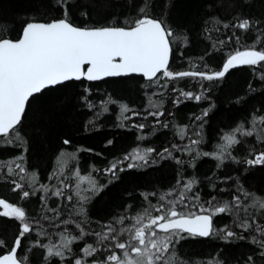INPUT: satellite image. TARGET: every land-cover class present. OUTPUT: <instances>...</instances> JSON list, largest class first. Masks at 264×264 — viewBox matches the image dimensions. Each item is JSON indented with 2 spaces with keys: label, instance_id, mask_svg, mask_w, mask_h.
I'll return each instance as SVG.
<instances>
[{
  "label": "trees",
  "instance_id": "trees-1",
  "mask_svg": "<svg viewBox=\"0 0 264 264\" xmlns=\"http://www.w3.org/2000/svg\"><path fill=\"white\" fill-rule=\"evenodd\" d=\"M65 6L67 19L79 27H130L145 14L161 20L173 33V73L213 74L237 51L264 50V0H0V36L16 40L31 21L63 19ZM245 19L252 25L246 32L235 27ZM261 118L264 62L213 80L161 73L154 80L130 75L44 89L31 97L13 132L0 137V198L22 207L32 228L21 238L18 258L24 264H99L111 252L122 255L115 241L98 243L96 234L109 225L119 233L145 210L158 215L155 208L177 200L194 180L178 211L199 214L201 207L225 204L229 211L214 214L212 236L183 233L169 253L175 264H264V209L251 206L254 197L264 198V164L247 163L264 152ZM241 127L253 134L236 132L240 142L228 147L224 136ZM222 149L221 162L214 155ZM137 150L147 163L131 159ZM112 164L114 175L106 171ZM81 189H88L82 192L87 201L77 197ZM236 196L239 207L233 206ZM245 220L247 230L238 226ZM225 229L236 236L225 239ZM21 230V221L0 215V256L12 250ZM72 237L77 239L69 252L63 244ZM119 239L126 242L127 235ZM88 245L96 249L93 255H85ZM49 248L62 251L63 258L49 256Z\"/></svg>",
  "mask_w": 264,
  "mask_h": 264
},
{
  "label": "snow or ice",
  "instance_id": "snow-or-ice-1",
  "mask_svg": "<svg viewBox=\"0 0 264 264\" xmlns=\"http://www.w3.org/2000/svg\"><path fill=\"white\" fill-rule=\"evenodd\" d=\"M66 4L67 0H65ZM140 11L144 12V9L142 8ZM251 26L250 21L245 19L235 27L246 32ZM172 35V31L161 20L153 19L146 14L135 20L130 27H77L67 19V6H65V18L50 23L29 22L23 29L22 38L18 40L14 41L0 36V135L7 137L10 132H13L21 121L30 97L46 88L67 81L81 80L82 78L96 81L108 76L130 73H141L149 80L157 78L158 73L171 79L199 76L213 80L224 76L230 67L257 65L264 62V50L249 48L237 51L230 56L223 66V71L213 74L193 71L173 73L168 68L171 54L170 37ZM237 39L239 38L237 37ZM182 95L196 100L200 99V96H194L190 92L182 93ZM128 111L126 105L122 106V112ZM162 114L152 113V115ZM261 121L264 122V118H261ZM138 127L143 128L144 125L141 124ZM236 132L241 135L253 134L251 131H244L242 127L235 129L232 134L224 136L228 147L240 142L236 138ZM192 143L195 144L198 141H192ZM146 151L151 152L153 149ZM205 155L212 154L205 153ZM131 158L147 163L146 155H140L138 150ZM214 158L222 162L223 149L221 154H215ZM125 159H129V157L126 156ZM247 163L264 164V152L259 153L255 159L248 160ZM128 166L136 165L129 164ZM116 169L117 165L112 164L106 171L114 175ZM9 170L11 171V169ZM33 179L35 178L33 177ZM195 183L194 180L188 181L184 185L183 191L179 193L177 200H170L167 202V206L161 204L160 207L155 208L158 215H152L145 210L143 215L133 217L134 224L121 229L119 233L111 225L107 226V232L97 233L98 243H102L104 240L115 241L114 248L119 249L122 253V255H118L109 250L111 254L99 264H175L174 253L172 255L169 253L174 243H178L180 239L184 238L183 233L199 237L212 236L215 233L214 214L229 211V205L225 204L214 209L201 207L199 211L202 214L199 215L178 211L177 205L184 204L187 199L186 193L191 191ZM91 185L92 190H95L94 180L91 181ZM23 187L22 184H16L17 189ZM77 187L79 188V186ZM87 190L81 189L76 192L80 201L89 199L82 195V192ZM54 194L61 196L62 190L57 189ZM22 195L27 198L30 193L23 191ZM248 195L245 193V197ZM68 199L70 200L71 197ZM160 199L164 200L165 197L162 196ZM233 199V206L239 207L240 197L236 196ZM0 206H3L4 209L0 215L22 222V230L14 241L11 253L0 258V264H22L18 260L16 252L20 247L21 238L32 231L27 222L26 212L22 207L7 203L3 199H0ZM251 206L264 209V198L254 197ZM79 213H84L82 205ZM145 219L148 220V223H144ZM118 223L123 224L124 218H120ZM238 226L245 230L251 227L247 220L241 221ZM81 232L83 235L82 229ZM160 233L164 235L161 236ZM125 234L127 241L121 242L119 237ZM234 236H236L235 232L224 230L225 239ZM76 239V237L67 239L63 248L70 252V245ZM2 244L3 241H0V246ZM260 244L261 247H264V242H260ZM83 251L85 255H93L96 249L88 245ZM48 255L63 258L64 253L49 248ZM75 264H85V262L76 259Z\"/></svg>",
  "mask_w": 264,
  "mask_h": 264
},
{
  "label": "water",
  "instance_id": "water-1",
  "mask_svg": "<svg viewBox=\"0 0 264 264\" xmlns=\"http://www.w3.org/2000/svg\"><path fill=\"white\" fill-rule=\"evenodd\" d=\"M153 19H156V18H153ZM57 20H59V19H57ZM159 20V19H158ZM53 21H56V20H53ZM53 21H50V22H53ZM31 22H36V23H50V22H42V21H31ZM76 26V25H75ZM77 27H79V26H77ZM106 27H115V26H106ZM81 28H100V27H81ZM22 33H23V31H22ZM20 38H22V34H21V36L18 38V39H20ZM18 39H16V40H18ZM13 40V39H12ZM15 41V40H14ZM171 57H172V47H171V54H170V59H169V65H168V68H169V66H170V62H171ZM226 63H227V61H226ZM225 63V64H226ZM241 65H236V66H234V67H230L229 69H232V68H237V67H240ZM85 67H87V66H85ZM161 73H158L157 74V77L160 75ZM130 75H140V76H143L146 80H149L147 77H145L143 74H141V73H130V74H127V75H120V76H130ZM120 76H108V77H104V78H102V79H100V80H103V79H106V78H112V77H120ZM82 79H84V78H82ZM81 79V80H82ZM156 79V78H155ZM86 80V79H85ZM100 80H96V81H100ZM154 80V79H153ZM88 81V80H87ZM68 82V81H67ZM64 83H66V82H64ZM63 84V83H62ZM57 86V85H56ZM51 87H54V86H51ZM43 91V90H42ZM41 93V92H40ZM37 94H39V93H37ZM37 94H34L33 96H35V95H37ZM32 96V97H33ZM31 99V97L29 98V100ZM29 100H28V102H29ZM28 102H27V104H28ZM27 104H26V107H27ZM26 107H25V110H26ZM25 112V111H24ZM23 115H24V113H23ZM22 118H23V116H22ZM22 118H21V120H22ZM21 122V121H20ZM20 124V123H19ZM18 124V125H19ZM17 125V126H18ZM16 126V127H17ZM2 135H0V137H1ZM199 214H202V213H199ZM198 214V215H199ZM17 251H18V249H17ZM11 253V251L10 252H8V253H5V254H3V255H1L0 256V258H2L3 256H6V255H9ZM16 255H17V252H16ZM17 258H18V255H17ZM18 260H20L19 258H18ZM21 261V260H20ZM22 262V261H21ZM22 264H24L23 262H22Z\"/></svg>",
  "mask_w": 264,
  "mask_h": 264
},
{
  "label": "rangeland",
  "instance_id": "rangeland-1",
  "mask_svg": "<svg viewBox=\"0 0 264 264\" xmlns=\"http://www.w3.org/2000/svg\"><path fill=\"white\" fill-rule=\"evenodd\" d=\"M136 154V153H135ZM140 154V153H139ZM140 155H144V153H141ZM132 159V158H131ZM132 160H134V159H132ZM79 181V184L80 185H83V184H85L86 185V181H84L83 179H79L78 180ZM0 199H3V198H0ZM4 200V199H3ZM7 203H10V202H8L7 200H5ZM12 204V203H11ZM14 205V204H13ZM15 206H17V205H15ZM4 211V209H3V206H1V212H3ZM160 235L161 236H163L164 234L163 233H160Z\"/></svg>",
  "mask_w": 264,
  "mask_h": 264
}]
</instances>
